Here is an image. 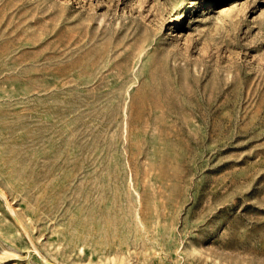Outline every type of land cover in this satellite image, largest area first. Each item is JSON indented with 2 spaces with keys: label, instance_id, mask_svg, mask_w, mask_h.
<instances>
[{
  "label": "rangeland",
  "instance_id": "1",
  "mask_svg": "<svg viewBox=\"0 0 264 264\" xmlns=\"http://www.w3.org/2000/svg\"><path fill=\"white\" fill-rule=\"evenodd\" d=\"M0 264H264V0H0Z\"/></svg>",
  "mask_w": 264,
  "mask_h": 264
}]
</instances>
